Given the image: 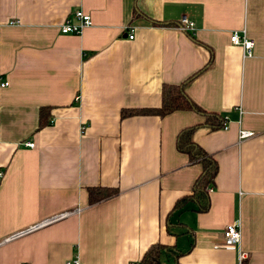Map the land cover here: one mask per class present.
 <instances>
[{
    "label": "crops",
    "instance_id": "obj_1",
    "mask_svg": "<svg viewBox=\"0 0 264 264\" xmlns=\"http://www.w3.org/2000/svg\"><path fill=\"white\" fill-rule=\"evenodd\" d=\"M78 11L92 24L61 34ZM243 31L250 57L230 43ZM4 82L0 242L68 215L2 244L0 264H138L156 246L159 264H264V0H0ZM182 84L209 115L122 118ZM190 128L217 165L201 199L202 166L177 148ZM240 130L254 135L239 142ZM98 187L119 194L90 205Z\"/></svg>",
    "mask_w": 264,
    "mask_h": 264
},
{
    "label": "trees",
    "instance_id": "obj_2",
    "mask_svg": "<svg viewBox=\"0 0 264 264\" xmlns=\"http://www.w3.org/2000/svg\"><path fill=\"white\" fill-rule=\"evenodd\" d=\"M185 84L180 86H164L162 90L161 106L155 110L127 111L122 113V118L132 116L155 115L158 117L167 116L176 111H193L202 115H209L194 103H192L184 92ZM219 124L215 127L223 129V119L217 115H212ZM213 125H211L212 127ZM195 128H190L180 133L177 140V148L180 152L189 155L190 161L202 166V172L195 180L193 185V196L196 198L206 197L207 189L213 185L217 173V165L212 156L206 154L200 147L195 145L191 140V133ZM119 190L116 188H89L88 199L90 205L100 203L118 196ZM205 210V207H203ZM161 248L156 246L151 248L138 264H159Z\"/></svg>",
    "mask_w": 264,
    "mask_h": 264
},
{
    "label": "built area",
    "instance_id": "obj_3",
    "mask_svg": "<svg viewBox=\"0 0 264 264\" xmlns=\"http://www.w3.org/2000/svg\"><path fill=\"white\" fill-rule=\"evenodd\" d=\"M74 19V23L72 19L67 20L65 22V24H63L60 28L59 31L61 34L64 35H78L82 32V30L88 26H90L92 24L91 18L89 15L84 14L81 11H78L74 14L73 16ZM179 29L183 32L186 33H193L194 31V24L188 20L187 17H182L180 18L179 22ZM128 31V40H133L134 39V29L131 26H128V28H126ZM230 43L233 46L236 47H240L242 48L243 52H244V56L245 57H250L252 55V51H253V42L252 40H250L249 38H247L246 33L243 32H234L233 34H231L230 36ZM8 83L4 82L2 84H0V87H7ZM223 129H227V120L226 118H223ZM253 133L252 132H247L244 130H240L238 132V141L242 142L244 140H247L251 137H253ZM27 147L29 148H33L34 145L32 143H28ZM68 214H63L57 217H54L52 219L49 220H45L39 224H37L36 226H33L25 231L16 233L12 236H9L8 238L4 239L2 242H0V246L2 244L11 242L17 238H20L30 232H33L41 227L47 226L51 223H54L64 217H66ZM240 228L238 225L234 224V225H229L225 228L224 232H223V239H224V244L227 247H234L235 245L239 244L240 241ZM245 256V254H241L240 258L243 259ZM66 264H80L77 260L75 261H70L67 262Z\"/></svg>",
    "mask_w": 264,
    "mask_h": 264
}]
</instances>
